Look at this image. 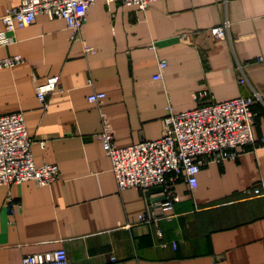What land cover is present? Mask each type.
Listing matches in <instances>:
<instances>
[{"label": "crops", "instance_id": "0c3cea01", "mask_svg": "<svg viewBox=\"0 0 264 264\" xmlns=\"http://www.w3.org/2000/svg\"><path fill=\"white\" fill-rule=\"evenodd\" d=\"M21 1L0 0V15ZM227 19L230 35H213ZM9 34L0 58L21 53L24 60L0 69V114L22 111L36 163H57L61 172L47 185L0 184V264L58 248L71 264H264V195L254 191H264V0H156L146 10L97 0L82 31L89 53L63 18L39 14ZM159 58L168 65L157 77ZM52 75L61 88L44 104L35 88ZM98 91L106 96L90 101ZM203 91L217 101L258 92L256 144L235 159L208 158L195 189L183 175L175 180L172 219L123 226L150 209L161 215L165 193L118 190L97 136L101 112L117 143L130 145L162 136L167 106L193 109ZM9 193L16 205H8Z\"/></svg>", "mask_w": 264, "mask_h": 264}, {"label": "built area", "instance_id": "2783aa9c", "mask_svg": "<svg viewBox=\"0 0 264 264\" xmlns=\"http://www.w3.org/2000/svg\"><path fill=\"white\" fill-rule=\"evenodd\" d=\"M97 0H22L19 4L9 5L0 15L5 30L0 33V42L8 43L13 39L9 32L34 22L39 14L53 18H63L71 29L70 38L81 40L87 53L94 47L86 43L82 36L83 25L87 20L90 7ZM124 5L137 6L146 10L156 0H118ZM213 35L225 38L230 35V21L211 28ZM194 32L184 31L182 37L191 38ZM157 49V46L153 44ZM24 60L21 53L0 58V69L14 67ZM160 72L168 65L166 58H159ZM242 74L240 83L248 82L244 65L240 64ZM60 76L52 75L44 83L36 85L40 101L46 104L48 95L60 89ZM106 96L104 91L89 95V100L98 102ZM260 94L241 95L227 100L212 99L207 91L196 95L197 107L176 111L169 104L165 115L164 133L157 139H143L130 145H119L115 129L105 113L101 112L102 129L97 134L112 162L118 190L128 187L150 188L164 186L165 200L161 203L162 214L150 209L149 215L140 214L137 220H130L123 226L130 227L137 221L156 222L161 218L172 219L178 195L172 183L182 175L195 189L198 174L209 159L222 161L238 158L246 145H255L253 132L256 112L252 103ZM34 138L30 135L25 115L22 111L0 114V184H19L33 180L39 185L55 182L60 177L57 163H36L32 151ZM257 195H264L262 188L254 189ZM8 205H16L12 193L8 195ZM19 204V203H18ZM20 205V204H19ZM161 236V230L158 228ZM175 245V243H174ZM115 259V257H113ZM23 264H71L66 248L28 253Z\"/></svg>", "mask_w": 264, "mask_h": 264}, {"label": "water", "instance_id": "95a60500", "mask_svg": "<svg viewBox=\"0 0 264 264\" xmlns=\"http://www.w3.org/2000/svg\"><path fill=\"white\" fill-rule=\"evenodd\" d=\"M157 188H159V189H161V190H164V186L163 185H157V186H155V187H153V188H151V189H157ZM164 198H165V195H164ZM165 200V199H164Z\"/></svg>", "mask_w": 264, "mask_h": 264}]
</instances>
